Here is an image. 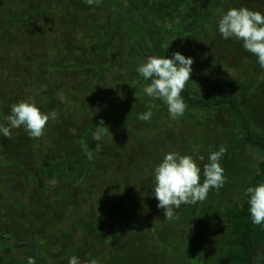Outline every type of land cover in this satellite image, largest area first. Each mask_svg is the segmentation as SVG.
<instances>
[{"label": "rangeland", "instance_id": "obj_1", "mask_svg": "<svg viewBox=\"0 0 264 264\" xmlns=\"http://www.w3.org/2000/svg\"><path fill=\"white\" fill-rule=\"evenodd\" d=\"M233 7L264 14V0H0V124L8 126L12 104L29 98L58 113L39 139L23 127L11 139L0 133L7 263L27 264L35 249L42 264L72 256L81 264H234L220 252L229 226L217 208L237 206L251 177V155L236 148L240 129L227 108L187 106L171 119L160 100L150 121L138 120L152 101L125 64L126 53L135 71L150 55L191 57L185 90L200 99L236 96L264 131V69L242 41L218 31ZM101 120L111 135L97 152L92 133ZM220 146L224 186L166 220L153 195L155 166L178 152L203 170Z\"/></svg>", "mask_w": 264, "mask_h": 264}, {"label": "clouds", "instance_id": "obj_2", "mask_svg": "<svg viewBox=\"0 0 264 264\" xmlns=\"http://www.w3.org/2000/svg\"><path fill=\"white\" fill-rule=\"evenodd\" d=\"M85 3L98 6L102 0H85ZM218 31L224 39L235 38L242 41L243 48L256 56L260 67L264 69V14L247 7L230 8L220 17ZM193 63V58L185 57L180 52H174L171 58L155 55L146 57L137 72L145 81H151L143 91L152 102L149 104V111L137 114L138 120L150 121L153 115L151 109L157 107L156 100L167 105L171 119L184 115L187 105L181 93L191 81ZM57 117L55 110L42 112L31 98L21 100L11 105V114L6 117L8 126L0 124V133L11 139L12 130L23 127L30 138L39 139L44 135L49 120H56ZM106 134H110L109 130L101 120L92 133V140L98 142L95 147L97 152L100 151V141ZM226 151L225 146H220L218 151L211 152L208 162L203 164V170L191 155H181L178 152L165 154L154 168L153 195L158 201L157 207L164 210L166 220L179 218L174 209H179L181 205L203 202L210 190L215 189L218 192L224 186L225 170L220 160ZM86 155L90 161L93 159L91 150L86 151ZM197 159L203 161L204 157L199 156ZM245 195L250 196L249 212L252 223L264 224V182L248 187ZM27 264H36V261L33 257H28ZM68 264H81V261L79 257L72 256ZM84 264H100V261L93 258Z\"/></svg>", "mask_w": 264, "mask_h": 264}, {"label": "trees", "instance_id": "obj_3", "mask_svg": "<svg viewBox=\"0 0 264 264\" xmlns=\"http://www.w3.org/2000/svg\"><path fill=\"white\" fill-rule=\"evenodd\" d=\"M255 8L252 10H256ZM125 57V64L129 72L136 79L149 84L151 81H145L130 65L127 53ZM181 96L186 105L195 110L229 109L235 124L240 129L237 133L236 148L247 152L253 160L252 173L246 189L264 182V131L252 125L240 100L236 96L224 94L213 98L200 99L194 97L185 89ZM255 156H258L259 160H255ZM249 199L250 196H246L244 193L237 206L230 209L217 208L220 223L229 226V239L225 247L220 249V252L229 257L234 264H264V224L256 225L252 223L249 212ZM29 257H33L36 264H42L35 249L29 253ZM257 259H259V263L256 261ZM0 264L9 263L6 262L4 257L0 256Z\"/></svg>", "mask_w": 264, "mask_h": 264}]
</instances>
